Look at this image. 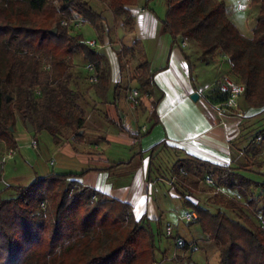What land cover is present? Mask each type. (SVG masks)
<instances>
[{
	"label": "trees",
	"instance_id": "trees-1",
	"mask_svg": "<svg viewBox=\"0 0 264 264\" xmlns=\"http://www.w3.org/2000/svg\"><path fill=\"white\" fill-rule=\"evenodd\" d=\"M108 1L112 12L124 15L130 23L127 6L136 0ZM250 2L259 4L251 38L242 35L228 18L224 0H166L161 31L174 40L181 38V43L187 38L199 40L204 56L222 51L233 62L237 82L244 85L245 102L264 108V0ZM73 15L94 29L103 21L83 0H0V141L12 150L16 140L9 128L14 127L17 116L24 126L29 121L34 132H48L55 144L64 135L63 129L73 125L69 106L75 104L77 95L66 84L76 52L80 51L94 70L95 94L106 98L109 82L105 57L62 25V19ZM54 28L56 34L51 33ZM134 45L122 47L119 58H134L135 52H140ZM39 58L54 70L53 77L39 71ZM148 67L142 58L141 73L135 77L142 88L150 84ZM31 87H37L43 99L35 113L27 101ZM9 88L17 94L12 102L7 101ZM217 93L218 105L224 96ZM83 125L84 119H78L74 139L84 136L77 134ZM258 135L264 140V127ZM177 165V175L185 187L190 183L187 175L193 178L202 170L231 187L234 184L229 176L234 174L238 180L264 189V184L233 173L231 168L193 156L180 159ZM75 177L51 172L28 185L0 192V264H163L156 260L154 235L146 217L136 220L131 205L82 186L72 179ZM9 190L11 194H7ZM221 203L239 219L220 210L195 219L208 239L217 243V264H264V225L250 218L245 202L225 198ZM189 246L184 243L181 248L187 250Z\"/></svg>",
	"mask_w": 264,
	"mask_h": 264
},
{
	"label": "crops",
	"instance_id": "crops-1",
	"mask_svg": "<svg viewBox=\"0 0 264 264\" xmlns=\"http://www.w3.org/2000/svg\"><path fill=\"white\" fill-rule=\"evenodd\" d=\"M146 1L136 0L127 6L131 14L130 27L128 31L121 30L126 37V46H133L136 42L134 47L140 49L138 54L148 63L150 84L142 88L135 78H126L117 51L107 44L109 27L115 24V16L113 12L107 15L98 11L103 18L100 25L104 27L93 29L90 39H85L93 41L97 52L105 57L109 82L106 98L102 100L95 94L100 102L98 111L84 117V136L81 139L63 135L58 144L49 140L48 146L41 150L35 137L31 136L28 141L27 135H23L28 144L22 147L26 148L25 159L36 165V170L32 167L34 178L51 172L76 174L77 177L72 179L82 186L131 205L136 220L146 217L154 239L156 235L162 239L165 234L170 243L173 241L170 259L178 264L182 261L177 259V255L183 260V257L193 255L200 248L210 246L214 249L216 246L204 233L190 241L179 234L185 228L191 231L197 225V217L204 218L194 209L195 206H204H200L195 194L189 192L190 185L185 187L180 175H177L178 161L193 156L228 168L243 164L250 156L244 148L254 132V123L258 118L255 112L259 108L248 106L242 96L244 104L240 99V106L243 117L218 113L215 108L221 78L218 70L213 80L199 81L203 69L200 66L197 71L193 68L192 56L182 46L181 38L174 40L170 34L161 31L167 3L149 0L145 4ZM238 3L230 9L225 1L228 11L230 9L228 18L242 35L249 33L252 36V29L246 26V13L238 10ZM77 17L82 21L81 17ZM84 25L81 23L79 27ZM130 89L141 95L143 103L138 111L132 110L133 103L124 97ZM192 93L198 94L196 101L191 99ZM32 141L37 143L36 148L32 147ZM164 149L171 151L175 157L174 164L166 171L154 164V154L158 155ZM18 150L16 143V148L10 149L11 156L3 159V166ZM115 163L122 164L113 166ZM246 173L251 174L250 169ZM242 175L248 178V175ZM2 176L1 172L0 182ZM3 185L1 193L7 187L18 186ZM176 200L186 205V212L181 214L174 206ZM173 232L176 233L174 237ZM184 243L190 244L187 250L181 248ZM191 246H195V251H191ZM216 252L218 255V250ZM208 263L207 258L205 264Z\"/></svg>",
	"mask_w": 264,
	"mask_h": 264
},
{
	"label": "rangeland",
	"instance_id": "rangeland-1",
	"mask_svg": "<svg viewBox=\"0 0 264 264\" xmlns=\"http://www.w3.org/2000/svg\"><path fill=\"white\" fill-rule=\"evenodd\" d=\"M83 1L90 4L93 8H95L97 12H102V14L103 12H106V14L108 12H112L108 0ZM156 1L158 3L161 1V3L166 4V0ZM224 1L228 2L229 8L231 7L230 9H233L235 3L239 1V3L237 4L238 10L246 13V26L249 30H253L259 11V4H252L250 0ZM230 9L228 11V8L226 6L227 16L230 14ZM107 15L106 17L110 19V22H112V19ZM77 16L78 15H73L69 20L62 19L61 21H68V25L66 27L68 28L70 34L81 35L84 43L87 44L89 41L86 39H90V34L92 33V30L94 28L90 27V25L88 24L84 25L83 21H79L77 19ZM114 16L115 24L112 25L111 23L112 27H109L107 25V28L109 27L110 31L109 41H107L109 43L107 44L109 47H112L115 51H117V55L119 56L122 47L126 46L127 44V42L125 41L126 37L124 38V36L122 35L123 33L121 28H123L125 31H128L130 23L129 21L125 20L124 15L120 16L114 14ZM81 23L84 25L83 28L79 27ZM100 26L104 27L103 24H101ZM248 35L249 33L244 36L247 38H251V35ZM182 41L187 43V45L183 47L186 49L187 53L192 56L191 64L193 65V68L195 67L196 70L198 66H200L203 69V73L201 74V76H199V81L213 80L217 70L219 76L222 77L226 75L230 79L238 81V79H236V75L232 70V60L222 51L217 50L212 55L204 56L201 49V42L199 40L187 38L183 39ZM135 53L136 54H134V58H132L130 55L122 56L121 59L119 58L120 63L123 65L122 69H124L125 71L126 78L131 80H133L138 74L141 73L139 65L142 62V58L137 52ZM73 63L74 68H72L70 71L71 78L66 85H68L71 91L77 95V99L74 105L69 106V117L73 125L70 126V129H63L64 136L67 134L73 136V132L78 126V119H84V117H87L90 112L98 111L97 107L98 103H100L98 102V98H96V95L94 93V70H92L93 68L84 61L82 53L80 51L76 52L73 56ZM39 71L48 73L52 77L55 75L54 70L42 58H39ZM54 85L55 84H52L51 86ZM8 90L9 92L7 93V97H9L10 99L8 101L12 102L16 99L17 94L16 91L11 88H9ZM133 92L134 90L130 89L128 95H125L124 97L126 100H128V102H132L134 104V108L132 110L138 111L141 107V103L143 102L141 101V95L135 94L132 97H128L129 95H132ZM27 97V101H29L31 111L33 113L37 112L43 100L42 96L40 95L39 89L37 87L29 88L27 91ZM241 103L244 104L243 99H241ZM255 113L258 114V118L254 123V132L251 133L252 135L250 136V140L248 143H246V147L244 148V151L246 153L248 152L250 156L248 155V157H246V160L245 162H243V164L235 166L230 170L233 171V173H244L248 175V177L252 181L264 184V140H262L261 136L258 135V131L262 127H264V108H259ZM25 128L26 127L17 116L14 127L11 129L12 133L16 137L15 143H17L19 150L17 151V153H15L14 156H12V158H10V160L6 162L4 166L3 159L10 153L11 148L4 142L0 141V179L2 172L3 183H9L12 185H28L36 179L34 178V172L32 169V167L34 166L36 170V165L25 159V156L27 157V154L24 149L26 148L23 149L22 146L27 145L28 142H26L23 135H27V137L29 138L28 141H30L31 136L35 137L41 150L43 147L45 148L46 146H48L47 141L53 140L51 135L46 131L37 130L36 132L33 131L29 133ZM174 159L175 157L171 153V151H165V149L162 150L158 155L154 154V164L156 165V168L159 165L162 171H166V169L171 168V166L175 162ZM234 169L236 170V172L234 171ZM248 169H250L251 174L246 173ZM205 174V171L199 170L198 174L195 177H190L189 183V192H191V194H195V196L199 200L198 202L200 206H204V208H197L196 206L194 207V209H196L202 217L206 218L208 216V213L215 214L220 210L221 212H225L232 219L238 220L239 215L237 213H234L221 205V202L225 198H234L239 201L245 202V204L249 208V211L251 212L250 218H252L256 223L264 225V189L258 186L255 187L253 186V184H249L248 182H244L243 180H238V176L234 174L229 177L232 179V183L234 184L233 187H235V189L229 185H225L223 182L218 183L214 178L208 176V179L212 181V184H209L206 182L207 177L205 176ZM17 176L21 177L19 179L15 178ZM2 182H0V188L4 186ZM217 187L221 188V190H217ZM11 193V190L7 192V194ZM175 202H177V204H174V206H177V209L181 212V214L186 212V205L184 206V204H182L180 200H176ZM173 208L174 207H172V209ZM185 231L187 232V234H185ZM185 231L181 230V232L179 231V234L181 237H185L186 241L193 240V238H199L203 234L199 224L193 226V228H191V231L187 230V228H185ZM175 234L176 233L173 232V237L175 236ZM214 243L216 244L214 249L210 246H207L206 248L204 247L205 249L200 248L193 255L183 257V260L179 255H177V259L182 261L178 264H205L207 258L209 259L208 264H217L218 255L216 250H218V246L216 242ZM154 244L157 249L155 256L158 262H163V264H177L170 259L174 247L173 241H171L170 243L165 234L162 236V239H160V237L156 235Z\"/></svg>",
	"mask_w": 264,
	"mask_h": 264
},
{
	"label": "built area",
	"instance_id": "built-area-1",
	"mask_svg": "<svg viewBox=\"0 0 264 264\" xmlns=\"http://www.w3.org/2000/svg\"><path fill=\"white\" fill-rule=\"evenodd\" d=\"M244 8V7H243ZM68 21L62 22V25L67 26ZM88 45L95 47L96 44L92 41L87 43ZM187 43L182 41V46H186ZM95 81V76H94ZM219 93L224 96V100L221 103H218V105H215V108L217 109L218 113L220 114H227V115H235L238 117H243L244 113L242 111V108L240 106V99L243 96L244 93V85L240 82H237L233 79H230L227 76H223L219 79ZM135 93L132 95H129L128 97L134 96ZM132 108H134V104L131 105ZM32 147L36 148V142L32 141ZM11 154L9 153L7 157H10ZM207 183L212 184V181L210 179L206 180ZM219 190V188H217ZM191 251H195V246H191Z\"/></svg>",
	"mask_w": 264,
	"mask_h": 264
},
{
	"label": "water",
	"instance_id": "water-1",
	"mask_svg": "<svg viewBox=\"0 0 264 264\" xmlns=\"http://www.w3.org/2000/svg\"><path fill=\"white\" fill-rule=\"evenodd\" d=\"M55 29H56V28L52 29L51 33L56 34V30H55ZM191 99H192L193 101H196V100L198 99V94H197V93H192V94H191ZM8 100H10L9 97H7V101H8ZM25 126H26L25 129H26L29 133H31V132L34 131V127H33V125H32L29 121H26V122H25ZM9 129H11V127H10ZM11 130H12V129H11ZM77 134H78V136H80V135L83 134V131H82V130H79Z\"/></svg>",
	"mask_w": 264,
	"mask_h": 264
}]
</instances>
